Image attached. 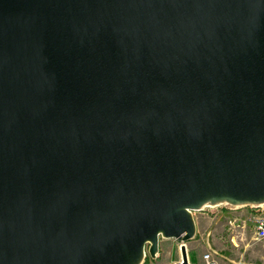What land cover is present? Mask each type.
<instances>
[{
  "label": "water",
  "instance_id": "water-1",
  "mask_svg": "<svg viewBox=\"0 0 264 264\" xmlns=\"http://www.w3.org/2000/svg\"><path fill=\"white\" fill-rule=\"evenodd\" d=\"M222 202L264 203V0H0V264H141Z\"/></svg>",
  "mask_w": 264,
  "mask_h": 264
},
{
  "label": "rangeland",
  "instance_id": "rangeland-1",
  "mask_svg": "<svg viewBox=\"0 0 264 264\" xmlns=\"http://www.w3.org/2000/svg\"><path fill=\"white\" fill-rule=\"evenodd\" d=\"M253 211L255 209L251 205L233 206L223 202L192 211L195 235L186 242L189 262L199 264L200 255L210 245L217 252L219 264H235L240 261L264 264V241L253 240L254 222L249 217ZM240 231L243 233V241L234 247L229 240ZM177 244L173 239L159 238L155 257L151 258L146 253L141 264H174L180 258Z\"/></svg>",
  "mask_w": 264,
  "mask_h": 264
},
{
  "label": "built area",
  "instance_id": "built-area-1",
  "mask_svg": "<svg viewBox=\"0 0 264 264\" xmlns=\"http://www.w3.org/2000/svg\"><path fill=\"white\" fill-rule=\"evenodd\" d=\"M206 206H214V205H206ZM255 209L252 214H250V219L254 222L253 226V240L255 242H261L264 241V203L260 205H251ZM240 235V236H239ZM176 241V240H175ZM243 241V233L240 231V233L235 234L232 236L229 240V242L234 246L238 247L240 243ZM177 242V241H176ZM177 248L180 255V248L183 246L186 250V256H187V263L191 264L189 262V256H188V250L186 243L177 242ZM146 253H148V244L144 248V257H146ZM200 263L199 264H219L218 258H217V252L211 248L210 245H208V248L205 252H203L199 257ZM174 264H182L181 259ZM235 264H252V263H244V262H237Z\"/></svg>",
  "mask_w": 264,
  "mask_h": 264
}]
</instances>
